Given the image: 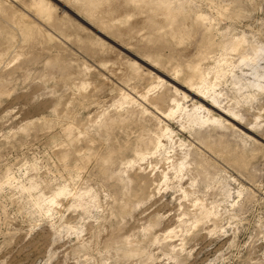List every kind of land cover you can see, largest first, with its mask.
I'll return each instance as SVG.
<instances>
[{
    "label": "rangeland",
    "instance_id": "obj_1",
    "mask_svg": "<svg viewBox=\"0 0 264 264\" xmlns=\"http://www.w3.org/2000/svg\"><path fill=\"white\" fill-rule=\"evenodd\" d=\"M156 1L0 0V264H264V0Z\"/></svg>",
    "mask_w": 264,
    "mask_h": 264
},
{
    "label": "bare ground",
    "instance_id": "obj_2",
    "mask_svg": "<svg viewBox=\"0 0 264 264\" xmlns=\"http://www.w3.org/2000/svg\"><path fill=\"white\" fill-rule=\"evenodd\" d=\"M130 1H139V0H130ZM140 1H145V0H140ZM24 3V2H23ZM31 3V2H30ZM32 4V3H31ZM150 4V3H149ZM157 6H159V7H166V6H169V4H168V2H166L165 0H158V1H156V3H155ZM33 5V4H32ZM37 6V5H36ZM31 8H33V7H31ZM52 8V7H51ZM49 9V8H48ZM53 9V8H52ZM33 10V9H32ZM35 13H36V15H44L46 12H44V11H42L39 7H37L36 9H35ZM15 15V14H14ZM46 15H51V12H47L46 13ZM169 17V19H171L172 21L175 19L174 17H172V15H168ZM45 18V17H44ZM55 18V17H54ZM202 18V17H201ZM203 19V18H202ZM196 20L198 21V20H201L200 19V17L198 16V17H196ZM16 22V21H15ZM57 22V21H56ZM63 22V21H62ZM200 22V21H199ZM59 23V22H58ZM64 23V22H63ZM201 24H202V22H201ZM173 26H175V24H173ZM172 26V27H173ZM179 26V25H178ZM175 28H177V27H175ZM175 28H173V29H175ZM179 29V28H178ZM172 30V29H171ZM172 32H173V30H172ZM24 33V32H23ZM176 33H177V31H176ZM33 35H34V33L33 32H31V34L29 35V37L28 38H32L33 37ZM35 37V36H34ZM139 73V72H138ZM199 98L201 99V101H203V102H205V103H207V105L208 106H213L212 104H210V103H208V101H206L205 99H203V98H201L200 96H199ZM162 100H163V96L162 95H160L159 97H154V98H150L149 99V101H150V103H152L153 105H155L156 107H158L160 110H161V112L163 113V114H165V115H167L168 116V114L169 115H171L170 113L173 111L172 109H169V110H165V109H163L160 105H161V102H162ZM157 104H159V106H157ZM177 106H178V104H176ZM199 105V104H198ZM196 109H202L203 111H209V109H208V107H206L205 105H199ZM198 111V110H197ZM213 123H221V124H219V125H217V126H214V128L215 127H220V128H222V129H228V128H232V129H237L236 127H234L231 123H229V121H226V120H224V119H218V118H213ZM68 128V127H67ZM72 129V128H71ZM71 129H66L65 130V132L67 133V134H69L72 130ZM71 134V133H70ZM69 134V135H70ZM168 134H169V137L171 138V135H172V131H168ZM199 140L203 143V144H206L207 146H209V136L207 135L206 137L204 136V135H200L199 137ZM78 139V138H77ZM77 139H75V140H77ZM78 140H80V139H78ZM82 140V139H81ZM85 140V139H84ZM73 145H75L74 144V142H73ZM211 145V144H210ZM71 147H75V146H71ZM65 148V147H64ZM63 148V149H64ZM117 148V147H116ZM62 149V150H63ZM68 148H66V150H67ZM71 149V148H70ZM73 149V148H72ZM118 149V148H117ZM70 151V150H69ZM73 152H74V150H73ZM117 152H118V150H117ZM70 153H71V151H70ZM66 154L68 155L69 153H67V152H63L62 153V155H61V157L62 158H64L65 156H66ZM118 156V153H115V157H114V159L116 158ZM74 157V156H73ZM78 157V156H77ZM81 157V156H80ZM79 157V158H80ZM242 158V157H241ZM77 159V158H76ZM81 159V158H80ZM111 162V161H110ZM173 163V162H172ZM109 164V163H108ZM111 164V163H110ZM204 164H205V162H202V168H203V166H204ZM109 167V166H108ZM205 167V166H204ZM105 168V167H104ZM152 176V175H151ZM140 178H141V176H140ZM151 178V177H150ZM162 178H164V180H166V175L164 174V176H162ZM142 179V178H141ZM147 184V183H146ZM138 186V185H137ZM143 186H146V185H143ZM139 188H140V190L142 189V184H140L139 185Z\"/></svg>",
    "mask_w": 264,
    "mask_h": 264
}]
</instances>
